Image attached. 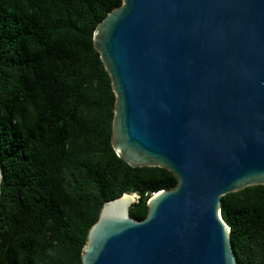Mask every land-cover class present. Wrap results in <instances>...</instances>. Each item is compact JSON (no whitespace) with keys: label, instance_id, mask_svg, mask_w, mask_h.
<instances>
[{"label":"water","instance_id":"1","mask_svg":"<svg viewBox=\"0 0 264 264\" xmlns=\"http://www.w3.org/2000/svg\"><path fill=\"white\" fill-rule=\"evenodd\" d=\"M114 94L111 145L176 178L105 202L81 264H236L220 198L264 186V0H122L93 32ZM2 173L0 169V192Z\"/></svg>","mask_w":264,"mask_h":264},{"label":"trees","instance_id":"2","mask_svg":"<svg viewBox=\"0 0 264 264\" xmlns=\"http://www.w3.org/2000/svg\"><path fill=\"white\" fill-rule=\"evenodd\" d=\"M122 0H0V264H81L105 202L129 216L176 178L111 145L114 94L93 32ZM236 264H264V186L220 198Z\"/></svg>","mask_w":264,"mask_h":264}]
</instances>
